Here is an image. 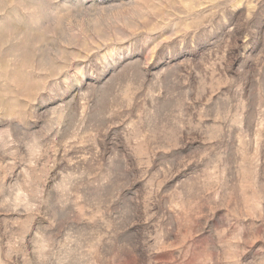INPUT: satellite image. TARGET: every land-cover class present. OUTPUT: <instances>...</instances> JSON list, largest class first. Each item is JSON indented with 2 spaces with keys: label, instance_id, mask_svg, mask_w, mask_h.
<instances>
[{
  "label": "rangeland",
  "instance_id": "1",
  "mask_svg": "<svg viewBox=\"0 0 264 264\" xmlns=\"http://www.w3.org/2000/svg\"><path fill=\"white\" fill-rule=\"evenodd\" d=\"M0 264H264V0H0Z\"/></svg>",
  "mask_w": 264,
  "mask_h": 264
}]
</instances>
